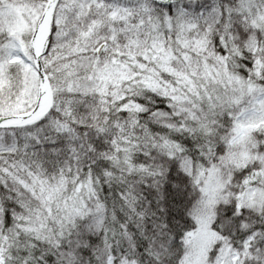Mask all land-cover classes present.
<instances>
[{
  "label": "snow or ice",
  "instance_id": "1",
  "mask_svg": "<svg viewBox=\"0 0 264 264\" xmlns=\"http://www.w3.org/2000/svg\"><path fill=\"white\" fill-rule=\"evenodd\" d=\"M0 264H264V0H0Z\"/></svg>",
  "mask_w": 264,
  "mask_h": 264
}]
</instances>
